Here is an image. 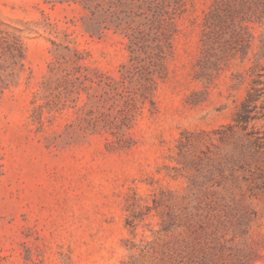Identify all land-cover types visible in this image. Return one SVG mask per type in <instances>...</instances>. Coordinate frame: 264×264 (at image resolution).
<instances>
[{
  "label": "rangeland",
  "instance_id": "rangeland-1",
  "mask_svg": "<svg viewBox=\"0 0 264 264\" xmlns=\"http://www.w3.org/2000/svg\"><path fill=\"white\" fill-rule=\"evenodd\" d=\"M89 3L0 0V264H150L185 230L165 222L211 201L244 214L225 238L264 244V14L204 65L214 0H189L146 98L132 81L88 100L71 60L117 80L128 63L125 37L86 31Z\"/></svg>",
  "mask_w": 264,
  "mask_h": 264
},
{
  "label": "trees",
  "instance_id": "trees-1",
  "mask_svg": "<svg viewBox=\"0 0 264 264\" xmlns=\"http://www.w3.org/2000/svg\"><path fill=\"white\" fill-rule=\"evenodd\" d=\"M189 0H90L86 6V31L89 35H101L106 30L118 32L126 38L128 63L121 66L117 80L104 74L89 76L87 69L74 64L66 71L71 86L86 93L88 100L95 98L97 89L103 96L135 81L145 93L151 89L156 78L165 70V60L171 53L172 37L176 31V19L187 10ZM264 0H214L202 21V45L204 65H217L226 56L209 54L215 44L222 48L232 45H249L246 22L261 18ZM69 61V60H68ZM94 85V86H93ZM93 89V90H92ZM94 91V92H93ZM248 105L244 104L238 120L249 119ZM129 121L124 117L123 124ZM95 124L96 122L93 121ZM94 123L87 127H94ZM182 223L170 217L164 232L184 227L177 236L164 242L159 249H152L150 264H256L264 261V244L237 242L235 236L225 238L227 231L239 229L244 232V214L241 210L216 201L198 205L195 213L184 215ZM122 264H143L129 257Z\"/></svg>",
  "mask_w": 264,
  "mask_h": 264
}]
</instances>
